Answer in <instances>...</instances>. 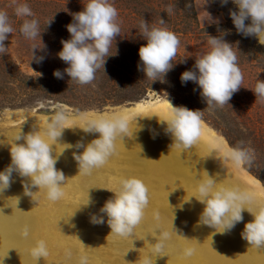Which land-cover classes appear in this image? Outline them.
I'll return each mask as SVG.
<instances>
[{
  "label": "bare ground",
  "instance_id": "1",
  "mask_svg": "<svg viewBox=\"0 0 264 264\" xmlns=\"http://www.w3.org/2000/svg\"><path fill=\"white\" fill-rule=\"evenodd\" d=\"M170 112L169 101L160 99L138 102L113 114L68 117L58 143L50 141L54 155L63 152L56 164L67 179L63 197L52 202L42 194L26 196L15 173L10 188L0 194V259L5 257L4 264H35L31 249L39 240L46 242L49 254L37 264H78L81 257H86L88 264H145L146 260L151 264H264V248L250 246L241 236L244 225L253 219L249 212H243V222L231 231L219 233L220 228L199 223L203 205L193 197L198 198L196 186L206 178L205 171L216 177L217 187H238L251 194L257 204H264V186L244 166L238 168L225 158L230 145L203 120L201 136L190 150L171 145L166 125L160 123ZM27 116L17 112L8 124L17 126ZM101 116L127 119L129 132L116 140V151L103 167L92 175H82L73 153L83 149L64 150L63 144L74 146L81 141L86 145L97 138V133H84L80 128ZM49 118L35 117L22 132L43 134ZM19 132L15 129L0 138V171L11 163L10 145ZM125 177L143 181L149 189V204L134 235L118 237L110 233L106 216L103 224H93L91 217L103 215L100 208L114 195L109 190L115 191ZM88 194L93 203L84 206ZM189 198L191 202H185ZM172 222L178 235L173 232L166 248L157 253L154 245L160 232L171 230ZM25 227L29 229L27 237ZM188 249H193L190 256L186 255Z\"/></svg>",
  "mask_w": 264,
  "mask_h": 264
},
{
  "label": "clouds",
  "instance_id": "2",
  "mask_svg": "<svg viewBox=\"0 0 264 264\" xmlns=\"http://www.w3.org/2000/svg\"><path fill=\"white\" fill-rule=\"evenodd\" d=\"M221 3L227 4L228 0H221ZM233 3L238 7V11H230V17L237 32L245 36H255L258 42L264 45V0H233ZM10 7L14 8L17 17L34 15L29 5L20 4L17 0H12ZM172 10V6H169L168 12L171 13ZM117 18L118 11L108 0H88L82 11L73 14V22L66 25L70 39L61 41L62 50L57 53L59 59L68 67L63 72L55 70L53 75L63 79L66 73L71 81L79 85L91 84L96 78L97 71L101 68L104 70L112 43L120 36L121 29ZM247 20L251 23L246 24ZM50 22L51 20L47 24ZM159 23L164 25L165 21L161 19ZM13 31L8 13L0 10V55L7 53L5 41ZM19 31L26 39L35 40L37 37L41 39L39 21L36 19H23ZM140 36L146 41V44L140 46L138 53L143 65L142 70L147 79L162 80L174 66L180 40L166 27L155 25L150 27L144 19L140 22ZM208 37L210 49L196 56L194 70L183 72L180 79L182 83L188 81L196 83L208 106L223 107L241 88L243 73L233 45L222 37L210 35ZM35 49L37 48L32 49V59L35 58ZM39 59L42 61L43 57ZM252 91L256 98L264 102V81L257 80ZM169 103L170 115L166 121L160 123L166 125L165 132L172 139L171 145L182 151L190 150L201 136L202 112L184 106H173L170 101ZM67 119L65 111L57 110L49 118L43 134L36 130L25 134L21 130L15 136L9 149L11 163L0 171V194L10 188L15 173L21 178L24 195L33 198L37 194H42L52 202H57L63 197V185L67 179L63 171L56 167L59 155L63 152L54 155V144L50 141L58 143L63 130L67 128L64 126ZM80 129L84 133H97L98 137L86 145L81 141L74 146L63 144L66 145L64 150L72 147L82 148L83 151L79 154L73 153L78 173L92 175L115 153L116 140L127 137L129 122L119 116L111 119L101 116L88 120ZM225 158L239 168L251 165L253 153L243 146L232 147L225 153ZM205 172L206 178L200 180L196 186L198 198L193 196L203 205L199 223L213 229L220 228L222 231L219 233H226L237 223L243 222V212L247 211L253 219L244 225L241 236L250 246L264 248V204H257L251 194L238 187H217L216 177ZM33 189L37 191L34 192ZM109 191L114 195L100 208L99 212L103 215H93L91 222L103 224L106 216L111 234L118 237L133 236L135 228L145 216L149 204V189L141 179L125 177L121 178L115 191ZM191 198L185 202H191ZM92 203L88 194L83 205L90 206ZM156 218L159 220V213H156ZM173 232L177 234L178 230L172 222L171 230L160 232L154 251L162 252ZM23 234L25 237L28 236L27 227ZM192 252L193 249H188L186 255L190 256ZM48 254L44 240L37 241L31 249L35 264ZM4 258L0 259V264H4ZM78 264H88L87 258L81 257ZM145 264H151V261L146 260Z\"/></svg>",
  "mask_w": 264,
  "mask_h": 264
},
{
  "label": "rangeland",
  "instance_id": "3",
  "mask_svg": "<svg viewBox=\"0 0 264 264\" xmlns=\"http://www.w3.org/2000/svg\"><path fill=\"white\" fill-rule=\"evenodd\" d=\"M17 2L29 5L34 15L17 17L10 7L12 0H0V10L8 13L14 28L5 41L7 53L0 55V138L15 129L26 130L37 116L51 117L61 109L68 117H78L82 113L113 114L133 107V102L167 100L201 111L202 120L231 148L252 150L253 162L244 169L264 186V102L252 91L257 80L264 81V45L255 36L237 32L230 17V11H238L233 0L227 4L221 0H108L118 11L120 36L112 43L104 70H98L95 80L87 85L71 81L66 73L63 79L53 73L68 67L57 53L62 50L61 41L70 39L66 25L88 0ZM23 19L39 21L41 39L29 40L21 35ZM142 19L150 27H166L180 40L174 66L162 80L147 79L142 70L138 54L140 46L146 44L140 36ZM161 19L164 25H160ZM208 35L222 37L233 45L243 73L241 88L223 107L208 106L196 83H182L180 79L183 72L194 70L196 56L210 49ZM33 47L37 49L32 59ZM17 112L28 116L17 126H9L10 117Z\"/></svg>",
  "mask_w": 264,
  "mask_h": 264
},
{
  "label": "water",
  "instance_id": "4",
  "mask_svg": "<svg viewBox=\"0 0 264 264\" xmlns=\"http://www.w3.org/2000/svg\"><path fill=\"white\" fill-rule=\"evenodd\" d=\"M137 102L130 103V105L136 104ZM261 183V182H260Z\"/></svg>",
  "mask_w": 264,
  "mask_h": 264
},
{
  "label": "trees",
  "instance_id": "5",
  "mask_svg": "<svg viewBox=\"0 0 264 264\" xmlns=\"http://www.w3.org/2000/svg\"><path fill=\"white\" fill-rule=\"evenodd\" d=\"M193 18H195V14H194V12H193Z\"/></svg>",
  "mask_w": 264,
  "mask_h": 264
}]
</instances>
